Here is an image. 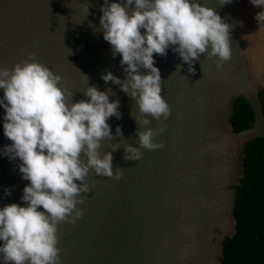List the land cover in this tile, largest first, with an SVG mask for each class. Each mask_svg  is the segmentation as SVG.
I'll return each mask as SVG.
<instances>
[{
    "label": "water",
    "instance_id": "obj_1",
    "mask_svg": "<svg viewBox=\"0 0 264 264\" xmlns=\"http://www.w3.org/2000/svg\"><path fill=\"white\" fill-rule=\"evenodd\" d=\"M104 0H0V66L32 58L61 75V86L74 92L69 103L88 99V85L111 89L119 99L121 116L108 119L113 138L98 149L112 151L119 180L90 170V191L76 222L58 224L62 264H223L224 241L236 233L237 188L243 178L245 146L264 139V116L258 92L264 89V23L254 19L261 8L249 0H201L229 24L230 60L220 64L202 53L188 71L171 48L166 56L153 54L162 78L161 95L170 105L163 122L137 125L135 100L101 74L111 71L123 80L120 55H112L99 27ZM88 3V15L86 4ZM143 31V30H142ZM182 67L177 72V65ZM140 72L149 70L140 68ZM3 95L0 90V96ZM244 98L252 124L234 131V102ZM0 107V147L11 143L3 133ZM163 147L141 149L138 161L125 160V143L138 146L136 128L159 129ZM123 136H116V126ZM119 143L116 150L111 144ZM18 158L0 156V207L18 203L27 180L21 179ZM11 195L5 196V188Z\"/></svg>",
    "mask_w": 264,
    "mask_h": 264
},
{
    "label": "clouds",
    "instance_id": "obj_2",
    "mask_svg": "<svg viewBox=\"0 0 264 264\" xmlns=\"http://www.w3.org/2000/svg\"><path fill=\"white\" fill-rule=\"evenodd\" d=\"M222 0L220 5L231 3ZM260 7L254 19L264 23V0H249ZM88 3L86 10L88 15ZM99 27L112 55H120L125 78L111 71L101 74L105 81L119 85L132 97L139 115L137 125L163 122L171 108L161 95L162 78L154 63V53L166 56L169 48L187 63L193 64L202 53L216 57L220 64L231 58L229 24L214 8L201 0H104L100 7ZM143 30V31H142ZM16 62L11 68L0 66V107L3 133L11 143L0 147V156L18 158L21 179L29 181L22 190L23 204L0 207V264H62L58 247V224L75 223L83 210L81 193L91 189L86 182L89 171L119 180L120 168L113 171L112 151L101 156V142L113 134L107 122L120 118L119 99L110 100L111 89L99 90L88 85V98L69 103L74 92L61 86L62 77L32 58ZM147 72H140V68ZM182 65H177V72ZM137 127L138 146L125 143L124 159L138 161L141 149L162 148L155 137L164 130ZM116 136H123L117 125ZM119 143L111 144L114 151ZM4 195H11L6 187Z\"/></svg>",
    "mask_w": 264,
    "mask_h": 264
},
{
    "label": "trees",
    "instance_id": "obj_3",
    "mask_svg": "<svg viewBox=\"0 0 264 264\" xmlns=\"http://www.w3.org/2000/svg\"><path fill=\"white\" fill-rule=\"evenodd\" d=\"M258 98L264 116V89ZM252 111L244 98L234 102V131L252 124ZM234 215L236 233L224 241L223 264H264V139L254 138L245 146L243 178L237 188Z\"/></svg>",
    "mask_w": 264,
    "mask_h": 264
}]
</instances>
